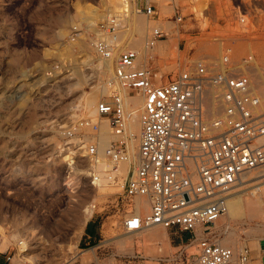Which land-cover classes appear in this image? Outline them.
<instances>
[{
  "label": "rangeland",
  "instance_id": "374dc122",
  "mask_svg": "<svg viewBox=\"0 0 264 264\" xmlns=\"http://www.w3.org/2000/svg\"><path fill=\"white\" fill-rule=\"evenodd\" d=\"M152 1L155 14L146 16L131 12L125 0H0V227L5 232L0 235V263L121 264L133 253L155 255L157 246L171 254L181 243L160 226L125 233L121 219L134 202L123 193L128 174L118 186L99 191L88 175L90 155L75 148L78 139L61 135L62 128L81 117L93 119L98 102L111 101L113 64L93 52L95 26L125 10L107 37L116 46L115 55L126 47L136 49L132 44L142 38L140 61L163 75L164 83L197 60L218 68L228 47L235 61L252 53L264 76V0ZM175 13L183 16L182 24L174 21ZM133 19L144 22V37ZM155 27L165 36L147 50L146 38ZM257 86L264 94V77ZM121 95L129 112L125 96L137 93L125 90ZM97 118L109 122L108 116ZM110 133L115 135L112 129ZM92 136L93 131H86L84 138ZM244 184L236 189L246 187L241 192L247 193L244 212L230 219L225 235L227 221L211 229L220 242L232 246L230 264H240L238 252L244 245L250 251L246 264L264 259V183ZM92 204L94 215L84 223ZM180 237L186 243L190 235Z\"/></svg>",
  "mask_w": 264,
  "mask_h": 264
},
{
  "label": "built area",
  "instance_id": "2783aa9c",
  "mask_svg": "<svg viewBox=\"0 0 264 264\" xmlns=\"http://www.w3.org/2000/svg\"><path fill=\"white\" fill-rule=\"evenodd\" d=\"M137 2V13L155 14L152 0ZM125 13L121 10L100 20L91 41L93 52L113 64L111 101L102 100L96 108L98 116L109 117L113 133L121 137L105 149L114 169L130 159L127 129L132 114L125 110L121 91L135 90L143 97L136 158L130 162L133 167L123 193L129 199L144 198L148 211L133 206V212L121 219V228L132 232L160 226L181 243L171 254L157 246V254L133 253L121 264H230L233 248L221 244L211 229L227 214L233 191L246 182L260 186L264 181V94L257 86L264 77L262 69L252 53L235 61L228 47L218 68L197 60L191 69L164 83L163 75L140 61L137 49L126 47L115 55L116 46L107 37ZM174 21L182 24L183 16L175 13ZM163 36L161 28L151 29L145 49L153 48ZM206 101L211 103V115ZM98 128L93 119L81 117L60 132L64 138L78 139L75 148L95 155L96 144L84 137L86 131ZM94 180L96 176L90 181ZM227 229L228 225L224 235ZM182 233L190 235L186 243ZM249 258L244 245L238 262L246 264Z\"/></svg>",
  "mask_w": 264,
  "mask_h": 264
},
{
  "label": "bare ground",
  "instance_id": "6f19581e",
  "mask_svg": "<svg viewBox=\"0 0 264 264\" xmlns=\"http://www.w3.org/2000/svg\"><path fill=\"white\" fill-rule=\"evenodd\" d=\"M132 1H134V0H132ZM125 4H126L127 7H128V5H130L129 8H131V12H133V10L135 11L134 5L132 3L129 4L128 0H125ZM126 16H128V15H126ZM132 22H133V24L135 23V25L137 23V27H136L137 33L139 32V34H141L140 36L144 37V33H145L144 32V29H145L144 22H142V20H137V19L136 20L133 19ZM141 40H142V38H141ZM141 40L134 41V43L132 45H134L136 47V49H137V47L141 43ZM132 48H134V47L132 46ZM163 51L167 52L168 51V47L163 48ZM146 59H148V58L146 57ZM139 95L137 94V95H131V96L126 95L125 96V99L127 101V103L125 101V104L128 106L129 112L132 114L130 122L128 124V131H127V134H128V139H127L128 140V153L130 155V159H129L128 162L117 163L116 164V169H114L113 162H111L105 156V149L109 146V144L113 140H116L119 137H116L115 135H112L110 133V129H112V128H111V126H110L108 121H100L97 118V109H95L92 112L93 120L98 123L99 128H98V130L96 132H93V136L91 138L87 139L90 143H93L94 141L97 142V146H96L97 147L96 148L97 149V151H96L97 156L90 155V162H91L90 163L91 164L90 171H91V173L88 174V175L91 176L92 178H93V176L97 177V180H94V184L96 186V189H98L99 191H105V190H107L109 188H113V187L118 186V184L122 182L121 177L122 176L126 177L127 174L129 173V169L131 167L130 162L135 160V158H136V148H137V145H138V138H139V131H140V124H139L138 118H139V114H140V111H141V107L143 105L142 98H141L142 96L140 97ZM204 105H205L206 110H207V115H209L211 113V108H212L211 107V103L206 101V102H204ZM262 183H264V181ZM66 185L68 186L69 189H73L72 187L74 186V183H72V181H68ZM245 188L246 187H243V188H241L239 190L233 191L232 194L230 195L229 203H228V212L221 220V222L222 221H227L228 222V229L225 231V233L228 232L229 229L231 228V222H230L231 220L230 219L241 215L244 212V210H245V198H246V194L247 193L246 192L245 193H241V192H243L242 190L245 189ZM261 194L264 195V191ZM132 201H134L133 204H132V207L133 206H137L138 207L139 205L146 204V200L144 198H141V197L133 198ZM131 210L132 211L130 213H128L127 216H129L133 212V209H131ZM144 210H145V212L148 211V207L146 205H144ZM94 212H95V207L93 206V204L91 206L86 207V210L84 212V223H85L86 220L90 219L94 215ZM221 222H218L216 224H220ZM155 227H158V226H155ZM151 228H154V227H151ZM151 228H148V229H151ZM148 229H142V230L136 231V232L132 231V232H125V233H128V234L137 233V232H142V231H145V230H148ZM4 234H5L4 229L2 227H0V235L5 237ZM159 236H161L162 239H163V237H165L166 234H165V232H162V233H160ZM220 243L226 245L225 243H222V242H220ZM226 243H227V241H226ZM228 246H231V245H228ZM23 248H25V246ZM234 256H233V258L231 260V263L234 260ZM21 260L25 261V260H27V258L26 257H21Z\"/></svg>",
  "mask_w": 264,
  "mask_h": 264
},
{
  "label": "crops",
  "instance_id": "0c3cea01",
  "mask_svg": "<svg viewBox=\"0 0 264 264\" xmlns=\"http://www.w3.org/2000/svg\"><path fill=\"white\" fill-rule=\"evenodd\" d=\"M138 3V2H137ZM141 3V2H140ZM136 4V3H135ZM154 5H155V3H154ZM155 8H156V6H155ZM156 56H157V54H154V58H156ZM254 264H264V259L263 258H261L259 261H255V263Z\"/></svg>",
  "mask_w": 264,
  "mask_h": 264
}]
</instances>
